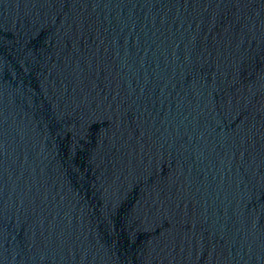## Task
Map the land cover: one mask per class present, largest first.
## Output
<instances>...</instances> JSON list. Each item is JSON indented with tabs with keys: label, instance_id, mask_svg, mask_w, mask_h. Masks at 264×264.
Returning <instances> with one entry per match:
<instances>
[{
	"label": "water",
	"instance_id": "95a60500",
	"mask_svg": "<svg viewBox=\"0 0 264 264\" xmlns=\"http://www.w3.org/2000/svg\"><path fill=\"white\" fill-rule=\"evenodd\" d=\"M0 264H264V0H0Z\"/></svg>",
	"mask_w": 264,
	"mask_h": 264
}]
</instances>
